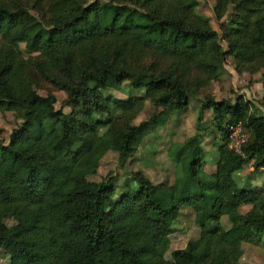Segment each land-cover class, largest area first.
Segmentation results:
<instances>
[{
  "label": "trees",
  "instance_id": "1",
  "mask_svg": "<svg viewBox=\"0 0 264 264\" xmlns=\"http://www.w3.org/2000/svg\"><path fill=\"white\" fill-rule=\"evenodd\" d=\"M30 9L36 15L25 22ZM214 13L226 51L186 0H0V111L21 120L7 142L0 139V249L12 261L240 264L242 251L229 253L220 219L241 205L251 207L238 226L252 234L240 238L264 244V192L240 188L234 176L247 160L264 168V115L252 113L242 96L200 106L197 121L212 110L221 138L213 173L202 170L199 144L188 152L183 143L168 152L177 171L172 184L128 187L117 199L114 178L87 181L74 171L97 139L99 152L112 148L119 129L123 166L138 149L130 121L144 101L155 108L151 124L164 126L219 77L227 56L237 72L264 75V0H215ZM124 82L143 95L115 98L110 91ZM54 90L66 95L61 108ZM238 122L249 131L247 160L227 143ZM184 206L193 210L199 235L166 259Z\"/></svg>",
  "mask_w": 264,
  "mask_h": 264
},
{
  "label": "rangeland",
  "instance_id": "2",
  "mask_svg": "<svg viewBox=\"0 0 264 264\" xmlns=\"http://www.w3.org/2000/svg\"><path fill=\"white\" fill-rule=\"evenodd\" d=\"M186 4L195 13L203 16L211 29L219 33L221 48L226 51L227 44L221 38L220 25L214 13L215 0H186ZM232 12V7H230L220 22H226ZM35 15V11L30 9L29 13L24 15V21H29ZM53 92L56 96L55 107L61 108L66 95L59 90ZM110 92L115 98L122 100L143 95L141 90L133 91L127 82ZM39 93L46 94V89H39ZM237 96H242L250 102L252 113L264 115L263 70L239 73L235 69L234 59L227 56L221 66L219 77L212 79L206 87L201 88L195 96H192L187 108L173 115L164 126L155 127L151 124L149 118L155 108L148 100L144 101L141 111L130 121L135 127L138 149L123 166L118 163L119 147L123 135V131L119 129L116 132L112 148L105 153L99 152L101 144L97 139L93 150L77 161L74 171L87 181L99 182L114 178L113 182L116 188L113 198L117 199L128 187L137 188L141 184L161 187L172 184L177 171L168 152L174 143H183L188 152L194 145L199 144L204 161L202 170L206 173H213L217 157L216 145L221 142V138L212 124V110H205L203 120L200 123L197 121L198 115L201 113L200 106L209 98L228 99L233 102ZM63 110L68 112L69 108L64 107ZM20 122L18 113L0 111V139L7 142L11 130ZM137 172L140 173V176L135 179V175L132 174ZM235 177L240 188L246 186L247 181L253 188L264 187L262 182V180L264 181V171L257 174V170L247 163L241 174ZM242 207L235 213L222 216L220 219L222 226L227 231V249L229 253L238 249L242 251L240 264H264V244L252 243L240 238V234L243 232L252 234L248 228L241 229L238 226L239 217L244 213V210L240 211L243 209ZM8 223L11 224L10 221ZM198 235L199 226L194 222L193 210L188 206L182 207L173 225V232L168 236L165 258L170 259L172 251L184 248L190 240L197 238ZM0 264H23V262L18 259L12 261L9 255L0 249Z\"/></svg>",
  "mask_w": 264,
  "mask_h": 264
},
{
  "label": "built area",
  "instance_id": "3",
  "mask_svg": "<svg viewBox=\"0 0 264 264\" xmlns=\"http://www.w3.org/2000/svg\"><path fill=\"white\" fill-rule=\"evenodd\" d=\"M249 138V131L240 123L230 126L229 135L227 139L228 147L235 154L247 160L243 151V146ZM247 164L253 166V160H247Z\"/></svg>",
  "mask_w": 264,
  "mask_h": 264
},
{
  "label": "crops",
  "instance_id": "4",
  "mask_svg": "<svg viewBox=\"0 0 264 264\" xmlns=\"http://www.w3.org/2000/svg\"><path fill=\"white\" fill-rule=\"evenodd\" d=\"M243 169H241V170H239V171H237L236 173H234V176H237V175H240L241 174V171H242ZM264 171V168H260V169H258L257 170V174L258 173H261V172H263ZM237 174V175H236ZM235 179H236V177H235ZM243 179V178H242ZM247 179V178H246ZM262 182L264 183V181L262 180ZM249 181H247V185L246 186H243L242 188H246V189H255V190H262L263 192H264V187L263 188H261V189H258V188H253V187H251V186H249ZM243 206V207H242ZM245 206V207H244ZM240 207H242L243 209H240V211L242 210H244V213L243 214H245L249 209H250V205H241ZM239 207V208H240ZM238 208V209H239Z\"/></svg>",
  "mask_w": 264,
  "mask_h": 264
}]
</instances>
